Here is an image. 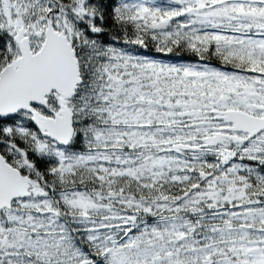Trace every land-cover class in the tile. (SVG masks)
Masks as SVG:
<instances>
[{
	"label": "snow or ice",
	"instance_id": "1",
	"mask_svg": "<svg viewBox=\"0 0 264 264\" xmlns=\"http://www.w3.org/2000/svg\"><path fill=\"white\" fill-rule=\"evenodd\" d=\"M0 264H264V0H0Z\"/></svg>",
	"mask_w": 264,
	"mask_h": 264
}]
</instances>
